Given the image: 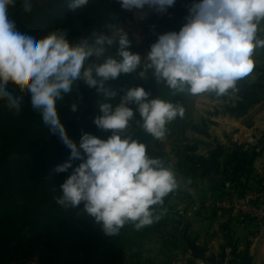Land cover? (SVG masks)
I'll return each instance as SVG.
<instances>
[{"label": "clouds", "instance_id": "1", "mask_svg": "<svg viewBox=\"0 0 264 264\" xmlns=\"http://www.w3.org/2000/svg\"><path fill=\"white\" fill-rule=\"evenodd\" d=\"M17 0H0V101L9 109L24 102L9 85L26 88L31 107L49 132L59 135L71 150L56 173L71 174L59 186L56 202L65 210L78 209L94 218L103 232L117 236L126 225L141 230L162 218L165 200L180 185L174 167L163 156L152 155L146 142L129 132L133 120L158 141L166 139L169 125L184 118L183 103L153 95L143 85L119 90L110 81L123 74L151 73L175 94L223 97L238 91L239 81L253 72L257 50H264V0H193L186 22L177 30L160 33L146 56L132 50L128 31L105 23L78 42L65 29L46 35L21 30L10 17ZM69 9H84L90 0H67ZM125 10L167 12L176 0H117ZM32 0H23L31 12ZM114 50V51H113ZM95 88L101 114L94 123L105 139L84 132L73 139L58 112V102L76 81ZM135 105L133 108L130 105ZM72 104V110H78ZM139 118L137 119V115ZM80 163L74 167V162Z\"/></svg>", "mask_w": 264, "mask_h": 264}, {"label": "trees", "instance_id": "2", "mask_svg": "<svg viewBox=\"0 0 264 264\" xmlns=\"http://www.w3.org/2000/svg\"><path fill=\"white\" fill-rule=\"evenodd\" d=\"M32 3L31 12L24 11L23 0L10 7V17L21 30L36 29L46 35L54 29H65L74 43L94 29L106 30L105 23L118 24L121 15L128 11L117 0H90L86 8L75 11L69 9L67 0H32ZM132 50L143 53V48ZM110 84L119 90L117 97L127 87L136 85H143L154 96L180 103L188 97L173 95L166 85L157 84L150 72L144 77L123 74ZM9 89L15 94L23 93L24 102L9 109L0 101V264L25 259L38 251L42 264H143L140 240L157 234L162 238L160 231L167 225L164 217L141 230L126 225L119 235L109 236L94 218L82 211L83 203L78 209L62 208L55 197L72 169L62 173L54 169L69 158L71 150L43 124L40 114L31 107L26 88L10 84ZM99 99L95 88L78 80L64 100L58 102L61 120L78 143L84 132L105 139L111 134V130L102 131L94 123L95 116L101 114ZM73 103L78 104L77 111L72 110ZM136 115L138 119L139 114ZM189 126L188 120L177 124L178 134ZM129 132L148 144L150 154L163 156L156 146L157 140L144 132L136 120L130 124ZM79 163L76 160L74 167ZM247 168L246 160L226 153L213 187L215 192L224 195L226 185L237 181ZM234 187L239 189L238 185ZM169 243L166 240L164 244Z\"/></svg>", "mask_w": 264, "mask_h": 264}, {"label": "crops", "instance_id": "3", "mask_svg": "<svg viewBox=\"0 0 264 264\" xmlns=\"http://www.w3.org/2000/svg\"><path fill=\"white\" fill-rule=\"evenodd\" d=\"M183 2L176 0L165 13L147 6L144 10L134 9L120 27L129 30L130 39L134 41L140 38L138 34L151 37L170 30L178 31L189 14V10L182 7ZM149 50L150 47H146L145 54ZM257 51L261 66L240 81L239 94L214 96L206 101L211 105L223 101L224 111L218 109L214 113L206 110L208 107L202 110L200 107L205 100L201 97L193 115L196 122L176 138L180 145L176 152L179 162L173 167L180 187L175 196L192 200V208L200 212L196 217L192 215V224L185 225L183 231V236L192 240L190 252L198 264H264V239L258 235L255 225L241 223L235 213L203 212L198 206L205 195L215 193L214 183L219 179L218 170L226 153L248 162V168L238 179L240 182L253 183L257 179L264 184V50ZM250 113L254 115L249 121ZM188 225L193 231L191 236L186 233Z\"/></svg>", "mask_w": 264, "mask_h": 264}, {"label": "rangeland", "instance_id": "4", "mask_svg": "<svg viewBox=\"0 0 264 264\" xmlns=\"http://www.w3.org/2000/svg\"><path fill=\"white\" fill-rule=\"evenodd\" d=\"M184 2L182 3V7L186 8L189 10V8L192 5L193 0H183ZM181 7H179L180 9ZM132 11H126L124 14L121 15V18L118 22V26H122L125 24V21L127 18L131 17ZM130 32L129 30H127ZM158 33L155 36L151 37H144L142 34H138L140 38L138 41L132 40V45L131 47H139L143 48V53L142 56H146L145 54V48H149L151 44L157 39ZM142 42V43H137V42ZM146 46V47H145ZM114 51V50H113ZM261 64L256 65L254 70L255 71L257 68H259ZM242 86L239 81L238 83V91H236L234 94H239L241 92ZM215 95H201V96H190L188 95L187 99L184 101V105L186 107V114L184 118H179L178 120H175L174 124L169 126V133L166 137L165 140L163 141H158L157 140V145L159 146L160 150L163 152V157L169 161L172 166H176V162H179L176 157V152H178V145L179 142H177L176 138H178V128L177 124L184 122V120H188L189 125L192 124L193 121L196 122V119H193L194 111L195 109L198 108L197 104H200L199 102L201 97H204V103L203 106L200 107L202 110H205V107H208L209 109L206 110H211L214 113L217 112V110H223L226 108L225 103L223 101H218L216 105H211L210 103H206V101H210L211 98H213ZM220 98V97H219ZM120 97H117V103L119 102ZM254 113H250L248 115V120H252ZM200 121V120H197ZM195 124V123H194ZM200 125L203 123H199ZM181 129V127L179 128ZM189 130L186 129L185 133ZM173 162V163H172ZM214 167V166H213ZM217 167V165H215ZM214 167V168H215ZM215 170V169H214ZM219 172V171H218ZM209 175H211L209 171ZM219 178V177H218ZM217 181H215L214 184H216ZM262 184V186H261ZM232 185H238L240 190H244L247 188H262L264 189V184L263 182H259L257 179L256 181L253 180V183L251 182H240L239 180L234 181L233 183H228L226 187L228 188L227 190L232 187ZM176 190L169 195V197L166 198L165 200V205L164 207L167 209L166 213L163 214L162 216L164 217V224L166 223L165 229H161V235L162 238L160 237L159 234L156 236H152L149 238H144L143 240H140L139 247L141 248L142 252V263L143 264H198V262L195 260L193 257V253L190 252V246L189 242H191V238L187 239L185 236H183V231L185 232V225L187 224H192L191 218L192 215L196 217V214L200 213L197 210H194L192 200L184 198V196H179V198H176L175 196ZM212 194V193H211ZM208 195H205L204 198H202L199 202V207L200 209H203V212L208 211L207 204L210 203V199L208 200ZM183 206V207H182ZM197 206V204H195ZM180 207V208H179ZM184 211L181 212L180 211ZM195 212L192 214V212ZM237 219L239 220V216L237 215ZM237 220V221H238ZM239 222V221H238ZM163 224V225H164ZM189 226V231L188 233L190 236L193 234V231L190 229L191 225ZM164 232V233H163ZM168 240L170 243L169 245L164 244L165 241ZM188 242V243H187ZM127 260H130L129 254H127ZM9 264H42V258L40 252H35L31 256L22 259V260H14L13 262Z\"/></svg>", "mask_w": 264, "mask_h": 264}, {"label": "built area", "instance_id": "5", "mask_svg": "<svg viewBox=\"0 0 264 264\" xmlns=\"http://www.w3.org/2000/svg\"><path fill=\"white\" fill-rule=\"evenodd\" d=\"M260 63L261 60L256 55V65ZM208 200L210 203L206 209L210 212L235 213L241 223L255 225L258 235L264 239V189L254 187L240 190L230 187L222 196L217 192L209 194Z\"/></svg>", "mask_w": 264, "mask_h": 264}, {"label": "water", "instance_id": "6", "mask_svg": "<svg viewBox=\"0 0 264 264\" xmlns=\"http://www.w3.org/2000/svg\"><path fill=\"white\" fill-rule=\"evenodd\" d=\"M213 96V95H212Z\"/></svg>", "mask_w": 264, "mask_h": 264}]
</instances>
